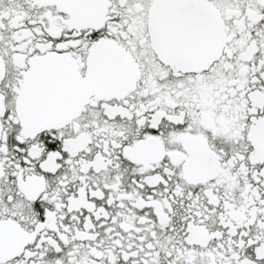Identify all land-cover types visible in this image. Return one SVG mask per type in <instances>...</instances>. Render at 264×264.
<instances>
[{
	"label": "snow or ice",
	"instance_id": "obj_1",
	"mask_svg": "<svg viewBox=\"0 0 264 264\" xmlns=\"http://www.w3.org/2000/svg\"><path fill=\"white\" fill-rule=\"evenodd\" d=\"M0 264H264V0H0Z\"/></svg>",
	"mask_w": 264,
	"mask_h": 264
}]
</instances>
